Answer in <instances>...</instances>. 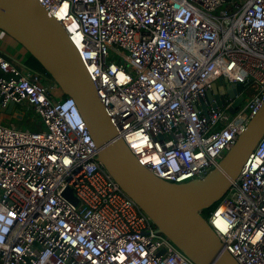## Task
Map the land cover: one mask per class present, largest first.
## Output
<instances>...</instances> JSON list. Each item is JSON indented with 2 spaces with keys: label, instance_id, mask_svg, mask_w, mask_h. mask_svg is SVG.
Here are the masks:
<instances>
[{
  "label": "built area",
  "instance_id": "1",
  "mask_svg": "<svg viewBox=\"0 0 264 264\" xmlns=\"http://www.w3.org/2000/svg\"><path fill=\"white\" fill-rule=\"evenodd\" d=\"M38 1L128 149L161 179L204 175L264 100V0ZM236 82L252 92L233 114L227 96L202 112L208 89ZM9 103L32 107L44 128L0 120V264H194L97 160L73 99L0 54V112ZM207 222L238 264H264V135Z\"/></svg>",
  "mask_w": 264,
  "mask_h": 264
},
{
  "label": "water",
  "instance_id": "2",
  "mask_svg": "<svg viewBox=\"0 0 264 264\" xmlns=\"http://www.w3.org/2000/svg\"><path fill=\"white\" fill-rule=\"evenodd\" d=\"M0 30L19 43L43 68L60 92L75 102L97 148V160L121 190L194 264H238L228 253L202 211L213 207L231 188L249 155L264 135V100L218 163L198 178L182 183L159 178L139 163L112 123L96 87L61 23L38 0H0ZM23 67L27 70V66ZM247 83L219 84L199 99L202 112L215 98L233 102V114L244 102ZM238 94V95H237ZM236 96V97H235ZM13 108L9 103L8 110ZM62 195L75 203L70 189Z\"/></svg>",
  "mask_w": 264,
  "mask_h": 264
},
{
  "label": "crops",
  "instance_id": "3",
  "mask_svg": "<svg viewBox=\"0 0 264 264\" xmlns=\"http://www.w3.org/2000/svg\"><path fill=\"white\" fill-rule=\"evenodd\" d=\"M0 54L3 55L7 60L17 65L21 70L24 69L23 65L29 60L30 55L28 52L14 39L9 37L3 31L0 30ZM44 80L48 86L53 88V93L58 91L56 87H54L52 80L45 76ZM35 111L32 107L27 105L26 103L22 105H13L11 110H8L7 107L1 111V118L2 115L5 114L9 119H16L20 118L25 111Z\"/></svg>",
  "mask_w": 264,
  "mask_h": 264
},
{
  "label": "rangeland",
  "instance_id": "4",
  "mask_svg": "<svg viewBox=\"0 0 264 264\" xmlns=\"http://www.w3.org/2000/svg\"><path fill=\"white\" fill-rule=\"evenodd\" d=\"M29 70L27 69H22L23 74H27ZM44 82L47 84L44 80ZM54 87H56V90L59 92L58 86H56L53 83ZM252 92V87L248 86L244 91L243 95L245 96V100L250 97V93ZM57 94V92H55ZM1 114V112H0ZM2 123L4 124H10L12 123L14 126L21 128V129H26V130H42L44 128L38 114L36 111H25L23 112L22 117L16 118V119H9L5 114L2 115V118L0 119Z\"/></svg>",
  "mask_w": 264,
  "mask_h": 264
},
{
  "label": "trees",
  "instance_id": "5",
  "mask_svg": "<svg viewBox=\"0 0 264 264\" xmlns=\"http://www.w3.org/2000/svg\"><path fill=\"white\" fill-rule=\"evenodd\" d=\"M25 65L27 66V68L33 72V73H38L42 76V80L44 82V78L45 76L48 77V75L45 73V71L43 70V68L41 67V65L32 57L30 56L29 60H27V62L25 63ZM63 95V94H62ZM65 96V95H63ZM216 205V204H215ZM213 205V207L215 206ZM213 207H210L208 209H204L202 211L203 216L207 217L209 212L212 210Z\"/></svg>",
  "mask_w": 264,
  "mask_h": 264
}]
</instances>
